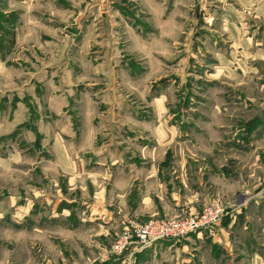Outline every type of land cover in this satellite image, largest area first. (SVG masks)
Wrapping results in <instances>:
<instances>
[{
  "label": "rangeland",
  "instance_id": "obj_1",
  "mask_svg": "<svg viewBox=\"0 0 264 264\" xmlns=\"http://www.w3.org/2000/svg\"><path fill=\"white\" fill-rule=\"evenodd\" d=\"M147 1L0 0V264H264V0ZM63 156L105 188L164 156L196 203L150 219L219 201L236 225L117 253L144 221L95 215Z\"/></svg>",
  "mask_w": 264,
  "mask_h": 264
},
{
  "label": "crops",
  "instance_id": "obj_2",
  "mask_svg": "<svg viewBox=\"0 0 264 264\" xmlns=\"http://www.w3.org/2000/svg\"><path fill=\"white\" fill-rule=\"evenodd\" d=\"M150 2L153 3V1ZM150 2L148 3L149 5H152L151 7L155 6V4H152ZM91 31L92 28H90V31H88L87 34H92ZM64 156L62 158L63 163L61 167L64 171L70 174V176H68V189L74 190L78 188L79 191H77V196H83V199H86L87 193L90 195L93 194L92 202H94V205H91V208H95V215H98L99 212L100 214L106 212L105 214L108 219H110L111 217H115L117 218L116 221L118 222V224H123L127 220H129L128 222L146 221L155 216H166L171 214L172 212H176L181 206L184 205V203H196L195 200L197 194H188L186 196V200H183L182 195L179 191L169 189L168 182L169 184H174V181L167 180L168 176H166L167 174H165V171L163 173H159L157 170L160 167V164H162V162L166 160V157L164 156H157V159L155 156L152 159L154 163H152L149 167L145 166L142 168H129L132 169V171H130L129 173H124L123 171L119 172L118 175L116 174L117 176L111 186L107 188H105L104 184V172H96L94 176L88 178L85 163L82 164L83 162L81 161V163H76L74 159L65 158ZM156 162H159V164L157 165ZM101 164L99 162V165ZM31 165L32 166L29 168L31 171L37 169L36 164L34 165L32 163ZM57 177L58 176L52 175V179H55ZM91 187L92 191L90 190ZM36 189L37 188L35 185H31V190L37 193L35 194L36 197L39 196L40 192L54 197L53 193H49V191L45 192L44 190L39 189H37L39 190L37 191ZM67 194L68 191L65 193L64 197L62 196V199L71 201V199L65 198L67 197ZM232 195L233 197H231ZM231 196L229 198L228 205L233 206V210H237L238 212H240V210H246V201L243 199L244 194H242V192H233ZM54 198H56V196ZM58 200L60 201L61 198H59ZM56 201L57 200H55L54 203H57ZM30 203H27L25 207H30L29 205H31V208H33L35 202ZM57 205L52 207L53 211L57 210ZM68 214L69 213H66V210L62 212V215L66 217L70 215ZM236 220L237 216H235V214L234 216H226L225 219L220 224H218L217 227H220V231H225V228L235 226L237 222ZM203 232L204 231L194 232L187 236V238H193L196 235H198L197 237H200ZM224 239L225 243H229L226 239V236H224ZM173 241L176 240H165L161 241L160 243L156 242L148 247V249H150L151 247L155 248L158 245L165 246L168 243H172Z\"/></svg>",
  "mask_w": 264,
  "mask_h": 264
},
{
  "label": "built area",
  "instance_id": "obj_3",
  "mask_svg": "<svg viewBox=\"0 0 264 264\" xmlns=\"http://www.w3.org/2000/svg\"><path fill=\"white\" fill-rule=\"evenodd\" d=\"M231 210L226 204L215 201L195 214L132 222L118 235L113 250L117 253L129 247L140 250L156 242L185 238L194 232L217 225Z\"/></svg>",
  "mask_w": 264,
  "mask_h": 264
}]
</instances>
